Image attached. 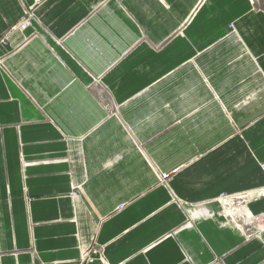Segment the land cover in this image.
Instances as JSON below:
<instances>
[{
	"label": "crops",
	"instance_id": "crops-1",
	"mask_svg": "<svg viewBox=\"0 0 264 264\" xmlns=\"http://www.w3.org/2000/svg\"><path fill=\"white\" fill-rule=\"evenodd\" d=\"M259 189L249 0H0V264H264Z\"/></svg>",
	"mask_w": 264,
	"mask_h": 264
},
{
	"label": "built area",
	"instance_id": "built-area-1",
	"mask_svg": "<svg viewBox=\"0 0 264 264\" xmlns=\"http://www.w3.org/2000/svg\"><path fill=\"white\" fill-rule=\"evenodd\" d=\"M166 178H167V175L165 174H162L160 176L161 181H164ZM253 194H255L254 196L257 195V197L255 198L261 197L263 195V190L259 189L251 193H241V194H236V195H222L218 200L222 204V210L225 211L228 218L231 221H235L234 218H236L237 213L240 215L237 217H241L242 215L241 205L245 204V202H247ZM242 221L244 224L250 223L245 215H242ZM94 261L95 260L91 258V254L90 256L87 254L85 256V260L79 261L76 263H71V264H94Z\"/></svg>",
	"mask_w": 264,
	"mask_h": 264
},
{
	"label": "rangeland",
	"instance_id": "rangeland-1",
	"mask_svg": "<svg viewBox=\"0 0 264 264\" xmlns=\"http://www.w3.org/2000/svg\"><path fill=\"white\" fill-rule=\"evenodd\" d=\"M249 1L252 4V6H254L255 9L264 12V0H249ZM254 195L255 194H253L250 199H254L255 197H257V195L256 196H254ZM237 216H240V215L237 213ZM237 216H236V218H234V220L235 221H240L239 223L244 228V231H245V233L247 235H251L254 232H256L258 230V226L259 225H264V221L263 220H261L260 223L254 221V222H250L249 224H244L242 219L239 220L240 217H237Z\"/></svg>",
	"mask_w": 264,
	"mask_h": 264
}]
</instances>
